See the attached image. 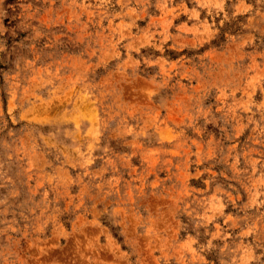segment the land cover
Wrapping results in <instances>:
<instances>
[{
    "label": "clouds",
    "instance_id": "clouds-1",
    "mask_svg": "<svg viewBox=\"0 0 264 264\" xmlns=\"http://www.w3.org/2000/svg\"><path fill=\"white\" fill-rule=\"evenodd\" d=\"M0 264H264V0H0Z\"/></svg>",
    "mask_w": 264,
    "mask_h": 264
}]
</instances>
